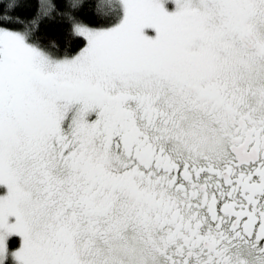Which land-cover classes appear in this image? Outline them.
Returning <instances> with one entry per match:
<instances>
[{"label": "snow or ice", "instance_id": "6c2138e0", "mask_svg": "<svg viewBox=\"0 0 264 264\" xmlns=\"http://www.w3.org/2000/svg\"><path fill=\"white\" fill-rule=\"evenodd\" d=\"M0 264H264V0H0Z\"/></svg>", "mask_w": 264, "mask_h": 264}]
</instances>
